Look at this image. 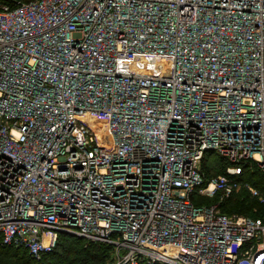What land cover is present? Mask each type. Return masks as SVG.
Wrapping results in <instances>:
<instances>
[{
    "label": "built area",
    "instance_id": "2783aa9c",
    "mask_svg": "<svg viewBox=\"0 0 264 264\" xmlns=\"http://www.w3.org/2000/svg\"><path fill=\"white\" fill-rule=\"evenodd\" d=\"M213 159L223 171L205 167ZM264 0H0V238L106 264H264ZM217 197L211 204L196 198Z\"/></svg>",
    "mask_w": 264,
    "mask_h": 264
},
{
    "label": "trees",
    "instance_id": "16d2710c",
    "mask_svg": "<svg viewBox=\"0 0 264 264\" xmlns=\"http://www.w3.org/2000/svg\"><path fill=\"white\" fill-rule=\"evenodd\" d=\"M223 163L220 160L210 162L207 169H212V175L220 173L223 168L218 166ZM245 180L253 186L264 190V174L253 166L252 171L245 168ZM217 197L212 198H195L197 204H211L216 202ZM219 209L227 214H240L254 219H261L264 222V203L258 202L249 193L241 189L228 199L220 202ZM112 246L107 243L89 242L83 238L60 234L58 236L56 249L45 254L40 259L31 258L24 249L4 245L0 238V264H106L110 259Z\"/></svg>",
    "mask_w": 264,
    "mask_h": 264
},
{
    "label": "rangeland",
    "instance_id": "374dc122",
    "mask_svg": "<svg viewBox=\"0 0 264 264\" xmlns=\"http://www.w3.org/2000/svg\"><path fill=\"white\" fill-rule=\"evenodd\" d=\"M215 161V159H213V162ZM74 264H79V262L78 261H75V263Z\"/></svg>",
    "mask_w": 264,
    "mask_h": 264
}]
</instances>
